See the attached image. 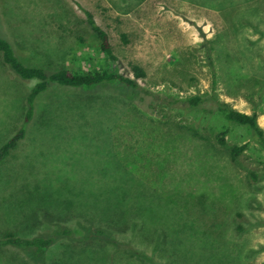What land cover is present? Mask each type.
<instances>
[{
  "label": "rangeland",
  "instance_id": "obj_1",
  "mask_svg": "<svg viewBox=\"0 0 264 264\" xmlns=\"http://www.w3.org/2000/svg\"><path fill=\"white\" fill-rule=\"evenodd\" d=\"M78 5L117 60L107 61ZM0 33L49 73H146L139 89L53 84L37 98L26 138L0 165V236H48L59 225L75 239H58L43 262L6 247L0 264H264V148L211 100L258 113L264 131V0H0ZM220 49L228 56L214 84L207 57ZM37 83L0 55V148L22 127ZM196 96L206 102L192 108ZM244 145L233 162L230 148ZM97 225L135 256L109 239L84 241Z\"/></svg>",
  "mask_w": 264,
  "mask_h": 264
},
{
  "label": "trees",
  "instance_id": "obj_2",
  "mask_svg": "<svg viewBox=\"0 0 264 264\" xmlns=\"http://www.w3.org/2000/svg\"><path fill=\"white\" fill-rule=\"evenodd\" d=\"M79 8L86 15V22L92 29L93 33L99 40V46L103 55L107 58L108 62L117 60V57L114 55L113 47L110 41L109 34L97 23L94 15L84 9L81 5H78ZM250 21V20H249ZM251 22V21H250ZM257 30L259 26L251 25ZM264 34V33H263ZM213 50V49H212ZM210 50V51H212ZM222 50V51H221ZM18 50L15 45L2 33H0V55L6 66L11 70L13 74L17 76L21 81H32L38 80V83L30 90L27 95L26 104L27 111L24 118V123L22 127L0 148V165L5 162L19 147L20 142L26 138V130L28 124H30L35 116V104L37 98L47 91L49 87L53 84L74 87V88H84V87H103V86H116L117 89L119 85L124 88L129 89H139V84L137 79L145 78V71L138 67L133 66L132 70L135 74V78L126 77L122 74L117 73L108 67H98L90 70H77L70 71L67 69L56 71V72H47L42 68L37 66L27 65L19 56ZM228 54L223 52V49L214 50L208 52V62L214 69V84L219 83V73L215 71L217 61L221 63L227 58ZM223 70V67L221 68ZM112 88V87H111ZM216 104V111L222 116L227 122L239 126H245L252 130L254 137L259 142V144L264 148V131L258 124V113L252 115L239 112L238 110L231 107L226 102L220 101L217 98L211 99ZM187 102L190 107L198 108L206 99L202 96H196L187 99ZM226 135V132L222 133ZM218 142L222 146H227V143L224 138L218 137ZM247 149V146H233L230 148V155L233 162ZM254 178H256L254 176ZM55 229L48 236H36L33 238H24L18 236L14 233H5L0 236V250L6 247H15L26 251L30 254L33 260L36 262H43L45 260V255L48 249L58 240L62 238H68L74 240V231L67 227H59L57 225ZM113 232L109 229L97 225L95 228H89L86 231V234L83 236V240H93V239H109L111 244L121 250V253L125 256L133 258L135 256V251L131 245L126 242H120L112 239ZM111 239V240H110ZM126 253V254H125ZM139 257L143 260L147 257L139 253Z\"/></svg>",
  "mask_w": 264,
  "mask_h": 264
}]
</instances>
